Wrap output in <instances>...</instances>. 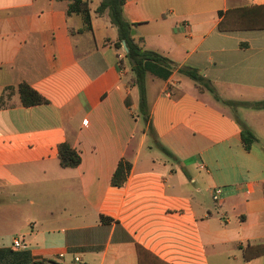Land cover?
<instances>
[{
    "label": "crops",
    "instance_id": "crops-1",
    "mask_svg": "<svg viewBox=\"0 0 264 264\" xmlns=\"http://www.w3.org/2000/svg\"><path fill=\"white\" fill-rule=\"evenodd\" d=\"M101 2L90 0L92 31L79 32L67 0H0V191L9 192L0 249L19 253L12 264H139L137 245L153 254L142 264H157L154 255L264 264L243 254L264 242V108L245 105L243 119L232 109L264 100V29H218L226 11L264 0L125 1L143 46L176 64L167 79L147 74V123L114 46L118 30L108 10L96 12ZM181 67L210 79L219 98ZM22 82L48 102L21 105ZM241 122L258 138L250 150ZM63 141L80 152L79 166L60 165ZM123 158L132 167L114 186Z\"/></svg>",
    "mask_w": 264,
    "mask_h": 264
},
{
    "label": "trees",
    "instance_id": "trees-1",
    "mask_svg": "<svg viewBox=\"0 0 264 264\" xmlns=\"http://www.w3.org/2000/svg\"><path fill=\"white\" fill-rule=\"evenodd\" d=\"M69 2L67 14L73 13L81 16L83 20V27L78 31H92L90 0H67ZM126 0H102L96 12L102 14L109 11L112 24L118 30V38L114 41V46L118 49H123V41L126 42L128 51H125V59L128 61L131 71L130 84L138 87L139 90V114L147 123L150 119V109L147 99V74L153 73L154 75L167 79L176 68V64L167 56L153 50L146 49L143 46V39L137 38L132 34V30L136 24L128 21L124 15L123 6ZM218 29L222 32L235 31V30H259L264 29V6L244 7L237 9H230L224 13V17L218 25ZM73 33V30H70ZM121 68H124V59L119 61ZM195 80L197 88L200 91L208 90L219 96L213 82L203 77L199 71L192 67H181L179 69ZM18 93L20 104L23 106H35L47 103L48 100L41 95L36 89L31 87L28 83L22 82L18 86ZM2 102V98L0 100ZM227 102V101H226ZM227 103H232L228 101ZM247 106L256 108H264V100L258 102H242ZM241 124L242 142L246 150H250L253 144L258 142L255 133L243 122ZM153 131V127L151 126ZM161 149L175 158V156L164 146L160 144ZM58 159L60 165L64 168H75L80 165L82 157L80 152L71 145L68 141H63L58 145ZM132 164L126 158L119 161L118 166L112 176V184L114 186H122L127 180V176L131 170ZM137 253L139 256V264L143 253L151 252L146 250L140 245H137ZM245 260L255 259L264 255V242L259 244H248L243 248ZM19 253L12 249H0V264H12L16 261ZM157 264H169L158 257ZM19 264H44L42 261L24 262Z\"/></svg>",
    "mask_w": 264,
    "mask_h": 264
},
{
    "label": "rangeland",
    "instance_id": "rangeland-1",
    "mask_svg": "<svg viewBox=\"0 0 264 264\" xmlns=\"http://www.w3.org/2000/svg\"><path fill=\"white\" fill-rule=\"evenodd\" d=\"M123 52H124V50H123ZM238 105L239 106L233 107L232 109H233L234 113H236L238 116L241 117V119H243L244 116H246L250 112V109H249V107L245 106V104H243L241 102L238 103ZM8 196H9L8 190L0 191V198H6ZM7 200H8V198H7Z\"/></svg>",
    "mask_w": 264,
    "mask_h": 264
},
{
    "label": "built area",
    "instance_id": "built-area-1",
    "mask_svg": "<svg viewBox=\"0 0 264 264\" xmlns=\"http://www.w3.org/2000/svg\"><path fill=\"white\" fill-rule=\"evenodd\" d=\"M202 167H203V165H202ZM221 192H222V190L220 188H217V189L214 190L213 199L215 201H218L220 199L219 196H220ZM13 245H14L15 248H20L22 246V242H21L20 239L16 238L14 240V242H13ZM75 261L76 262H79L80 261V258L76 256L75 257Z\"/></svg>",
    "mask_w": 264,
    "mask_h": 264
},
{
    "label": "water",
    "instance_id": "water-1",
    "mask_svg": "<svg viewBox=\"0 0 264 264\" xmlns=\"http://www.w3.org/2000/svg\"><path fill=\"white\" fill-rule=\"evenodd\" d=\"M135 33H136V31H135V29H133L132 30V34L135 35ZM123 47H124V50L125 51H128V48H127V45H126V42L125 41H123Z\"/></svg>",
    "mask_w": 264,
    "mask_h": 264
}]
</instances>
